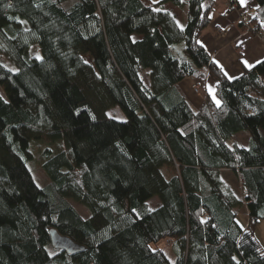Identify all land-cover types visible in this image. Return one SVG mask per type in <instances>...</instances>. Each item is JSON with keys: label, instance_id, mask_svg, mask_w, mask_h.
<instances>
[{"label": "trees", "instance_id": "obj_1", "mask_svg": "<svg viewBox=\"0 0 264 264\" xmlns=\"http://www.w3.org/2000/svg\"><path fill=\"white\" fill-rule=\"evenodd\" d=\"M255 1L239 21L264 43ZM212 2L0 0V264H264V57L225 75L198 41ZM205 70L214 96L194 108L178 84Z\"/></svg>", "mask_w": 264, "mask_h": 264}, {"label": "crops", "instance_id": "obj_2", "mask_svg": "<svg viewBox=\"0 0 264 264\" xmlns=\"http://www.w3.org/2000/svg\"><path fill=\"white\" fill-rule=\"evenodd\" d=\"M164 8L172 12L177 24L181 27L184 18L181 16L178 20L175 10L181 8L171 3H166ZM256 11L255 0H243V3L241 0H213L212 2L209 23L202 30L198 41L229 78L239 75L244 69L251 67L264 57V43L248 34L239 21L242 13L253 15ZM192 83L199 86V93L193 92ZM178 85L190 104L194 108H199L206 96H214L215 78L211 72L205 70L197 77H185Z\"/></svg>", "mask_w": 264, "mask_h": 264}, {"label": "rangeland", "instance_id": "obj_3", "mask_svg": "<svg viewBox=\"0 0 264 264\" xmlns=\"http://www.w3.org/2000/svg\"><path fill=\"white\" fill-rule=\"evenodd\" d=\"M176 12H177V19L179 20L181 18V16H183L184 18V9H175ZM247 14H250V13H247ZM251 15V14H250ZM261 42L262 40L257 37ZM183 47L182 45H178L177 48H176V54L181 57L184 55L183 51H182ZM32 51V49H31ZM33 52L34 54H37V48L34 47L33 48ZM5 65H7V67L11 68V69H16L15 67V64H13L12 62L6 60L5 62ZM194 85H196L195 83H192L191 84V89L193 90V92L195 93H199L197 91H195V88H194ZM0 94L2 97L5 98V95L3 94L1 88H0ZM107 116L108 117H112V118H115L117 120H125V115L124 113L118 108V107H114V109L110 110L108 113H107ZM234 139L241 143L242 145H245L246 142H247V135L246 133H238L235 135ZM34 162V161H29L28 162V165L32 171V174L34 176V179L36 181V183L39 185V186H43L46 182V177L43 173V171L38 168L39 166H37L36 163H31ZM158 203V199L156 197L152 198L150 200V206L151 207H154L156 204ZM71 204L74 206V208L83 216V217H89L90 216V212L89 210L82 204L78 203V202H74V201H71ZM236 218H237V221L239 222V224L242 226V227H246L247 226V223H248V213H247V209H246V206H245V203L244 202H241L238 206H237V215H236ZM255 236L256 238L259 240L262 248L264 249V219L263 220H260L258 223H257V226H256V229H255ZM161 244L163 243H159L158 246H161ZM173 258V257H171Z\"/></svg>", "mask_w": 264, "mask_h": 264}, {"label": "water", "instance_id": "obj_4", "mask_svg": "<svg viewBox=\"0 0 264 264\" xmlns=\"http://www.w3.org/2000/svg\"><path fill=\"white\" fill-rule=\"evenodd\" d=\"M51 245L54 249H61L68 254H75L82 251L84 248L82 245L74 242L67 236L59 234L55 229L49 230Z\"/></svg>", "mask_w": 264, "mask_h": 264}, {"label": "built area", "instance_id": "obj_5", "mask_svg": "<svg viewBox=\"0 0 264 264\" xmlns=\"http://www.w3.org/2000/svg\"><path fill=\"white\" fill-rule=\"evenodd\" d=\"M251 17H252V15L247 14V13H242V14L240 15V18H241L242 22H244L245 24L248 23V21L251 19ZM262 36H263V35H262ZM263 38H264V36H263ZM194 88H195V91H197V92L199 91L197 85H194Z\"/></svg>", "mask_w": 264, "mask_h": 264}, {"label": "snow or ice", "instance_id": "obj_6", "mask_svg": "<svg viewBox=\"0 0 264 264\" xmlns=\"http://www.w3.org/2000/svg\"><path fill=\"white\" fill-rule=\"evenodd\" d=\"M241 2L243 3V0H241ZM38 59H39V57H37ZM0 98H2V97H0ZM216 103L219 105V101H216Z\"/></svg>", "mask_w": 264, "mask_h": 264}]
</instances>
